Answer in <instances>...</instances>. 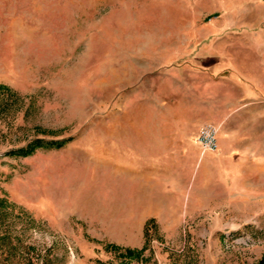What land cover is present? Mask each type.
Instances as JSON below:
<instances>
[{"label": "rangeland", "instance_id": "obj_1", "mask_svg": "<svg viewBox=\"0 0 264 264\" xmlns=\"http://www.w3.org/2000/svg\"><path fill=\"white\" fill-rule=\"evenodd\" d=\"M230 2L0 0V264H264V154L179 192L151 102Z\"/></svg>", "mask_w": 264, "mask_h": 264}, {"label": "crops", "instance_id": "obj_2", "mask_svg": "<svg viewBox=\"0 0 264 264\" xmlns=\"http://www.w3.org/2000/svg\"><path fill=\"white\" fill-rule=\"evenodd\" d=\"M223 5L225 11H240V18L217 19L208 25L214 32L205 41L194 33L191 50L167 57L180 61H162L160 100L151 99L162 103L160 137L170 139L163 151L185 173V181L172 184L179 192L188 182L194 185L199 171L207 175L264 154L259 142L264 139V0ZM153 119L146 118L147 131L158 125ZM204 124L218 127L215 151L202 152L196 140Z\"/></svg>", "mask_w": 264, "mask_h": 264}, {"label": "built area", "instance_id": "obj_3", "mask_svg": "<svg viewBox=\"0 0 264 264\" xmlns=\"http://www.w3.org/2000/svg\"><path fill=\"white\" fill-rule=\"evenodd\" d=\"M218 132V127L214 124H204L200 127L197 140L202 152L217 150Z\"/></svg>", "mask_w": 264, "mask_h": 264}, {"label": "trees", "instance_id": "obj_4", "mask_svg": "<svg viewBox=\"0 0 264 264\" xmlns=\"http://www.w3.org/2000/svg\"><path fill=\"white\" fill-rule=\"evenodd\" d=\"M40 141L37 140V142L35 144H31V145H28L26 148H22L20 149L19 151H22L23 153H31L33 152V150L37 147V146H40ZM6 206V202L0 200V206ZM136 252H140V250H133V249H126V254L127 255H134Z\"/></svg>", "mask_w": 264, "mask_h": 264}]
</instances>
